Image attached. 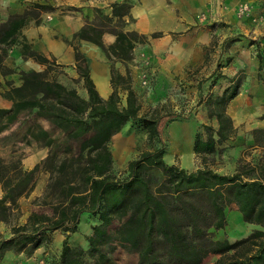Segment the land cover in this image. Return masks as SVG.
Returning a JSON list of instances; mask_svg holds the SVG:
<instances>
[{
	"label": "trees",
	"instance_id": "1",
	"mask_svg": "<svg viewBox=\"0 0 264 264\" xmlns=\"http://www.w3.org/2000/svg\"><path fill=\"white\" fill-rule=\"evenodd\" d=\"M131 6V0L113 2L111 13L101 14L99 23L86 21L71 39L92 42L106 54L112 86L108 97L100 94L88 58L77 44L65 39L74 48V68L87 96L50 77L54 61L33 49L23 34L31 21L40 22L42 11H53V5L35 2L0 23L3 74L11 69L3 64L8 50L18 44L23 57L45 65L43 70H22L18 84L7 80L8 88L2 95L12 105L0 107V133L27 110L36 117L27 136L44 146L55 140L37 121L39 117L53 122L69 139L80 140L78 152L60 159L56 154L48 155L32 168L0 156V221L10 227V236H0V263L6 264L10 253L32 254L52 233L61 230L64 238L59 254L48 264H120L115 259L119 247L135 253L139 264H204L211 254L218 255L213 264H264V127L251 132L250 145L259 148L260 154L251 160L241 158L232 173L208 166L189 170L168 163L160 130L163 115L156 108L141 112L130 70L124 74L115 66L116 62L133 59L136 44L164 35L163 31L145 34L126 30V25L134 21ZM115 19L120 24L111 26ZM106 32L116 36L110 44L103 40ZM239 40L231 38L228 47ZM260 43L251 42L257 48L259 78L264 80V49ZM208 59L206 54L205 61ZM244 78H231L221 92L209 97L210 116L216 118L218 126L203 124L205 135L196 136L195 153H215L219 145L236 136L237 127L227 107L239 94ZM204 79L199 81V88ZM121 91H126L124 103ZM128 123L145 129L153 146L116 173L111 141ZM71 151L69 146L67 153ZM42 167L53 176L43 196L36 197L33 204L50 205L53 212L34 209L24 223L16 222L21 213L20 199L33 190ZM232 212H239L241 222L255 225L247 236L233 241L224 235L233 226L229 220ZM84 222L90 224L84 236L86 245H74L73 235L79 233Z\"/></svg>",
	"mask_w": 264,
	"mask_h": 264
},
{
	"label": "rangeland",
	"instance_id": "2",
	"mask_svg": "<svg viewBox=\"0 0 264 264\" xmlns=\"http://www.w3.org/2000/svg\"><path fill=\"white\" fill-rule=\"evenodd\" d=\"M163 2L167 3H164V5L169 6L173 11V0ZM197 3L187 5L185 2H181L179 7H176V13H178L181 21L176 24L179 28L175 31L176 36L167 33L166 37L159 39L158 43H151V38L145 43H138L134 48L133 59L127 63L116 62L115 66L124 74L127 69L130 70L131 86L142 104L141 112L147 113L156 108L163 115L160 130L166 143L167 153L165 159L168 163H176L189 170L208 166L221 173H232L238 168L241 158L251 160L254 156H258L260 154L259 148L242 142L241 137L237 138L235 136L233 139L219 145L215 153L200 155L193 150V137L198 134L205 135L203 124L215 128L218 126L216 118L210 116L209 97L221 92L231 78L238 75L245 76L243 72L237 70L235 64L238 61L235 59V57H238L237 54L247 49L251 42L261 41L260 46L264 48V41H262L264 35V0H198ZM245 3L249 5V10L245 14H240L239 8ZM82 6L84 8H74L81 10L84 24L88 20L99 23L101 14H107L104 5H102L103 7H97L95 4L90 3ZM89 7H92L93 10L91 16L88 13L85 14V12H88ZM69 8L71 9V6L63 7L61 10L65 11ZM43 12L46 13L47 11L40 13V21L42 19L47 20L44 15H41ZM119 24L118 19H115L111 26H118ZM163 26L173 32V22ZM154 27L155 24H151L148 30ZM118 28H121V26ZM180 32L182 34H179ZM57 37H60V34H57ZM231 38H240L239 41L242 42L238 43L239 45L236 44V51H233V45L228 47ZM71 41L78 45L80 51L82 50L78 39ZM176 45L181 50H185V47L192 48V51H189L192 60L181 71L173 73V49ZM206 54H209V59L204 61ZM48 56L54 61L49 76L70 87H75L81 95L87 96L83 80L79 77L76 69L71 67L70 64L62 62L52 53ZM92 58L88 60L92 71L91 76L99 92L104 94L106 88H109L107 87L108 81L105 74L99 70L101 62L97 60L96 55ZM7 63L6 66L11 68V71H16L17 76H20L21 71L24 69L17 65L15 67L16 63L14 61L9 62L8 60ZM234 70H236V73H234ZM149 75L151 76L149 82L144 84L143 79ZM203 79L204 82L199 88V81ZM3 89H5V86H3ZM121 97L124 103L126 91H121ZM175 118H181L182 121H174ZM35 120L36 117L31 111L26 110L21 114L15 125L19 131H17V135H12L13 140L9 142L10 146L7 147L9 155L4 157L7 162L19 160L25 166L24 158L28 159V164H32L38 159H40L39 162L43 161L42 156L46 158L48 155L56 154L57 159H60L79 151L80 140L69 139L61 128L47 119L44 123L55 140L52 145L44 146L34 138L27 136L29 126ZM251 123L248 117L244 118L243 122L242 120L239 122L238 128L242 131L244 139H247L251 132ZM185 126L187 127L185 128ZM180 137L188 140V146H181L179 143ZM2 145L0 144V151L3 148ZM69 146H72V151L67 153ZM152 146L148 142L145 129L131 123L126 124L120 132L113 136L111 141L114 172H122L131 159L136 158L142 151L151 149ZM10 151L16 155L15 158L11 157ZM52 176L51 172L44 167L38 171L33 190L20 199L21 213L15 220L16 222L24 223L30 211L34 209L49 213L53 212L50 205L33 204L36 197L41 198L43 196ZM231 209L235 210L236 206L232 205ZM233 216L236 219V224L240 223L238 222V219L240 220L239 212L237 214L232 212L230 218ZM241 225L237 229H233V226L227 228L224 234L225 237L233 241L247 236L255 228L253 224L243 223ZM89 227L88 222L82 223L79 233L73 235L72 244L86 245L84 236L89 231ZM1 230L3 231L1 232ZM1 230L0 236H10V227L5 222ZM63 238L64 233L58 230L52 233L50 239L30 255L26 252L10 253L7 256L6 264H48L49 260L55 259L59 254ZM115 259L120 264H139L137 255L122 247H119L115 253ZM207 262H209V259L205 264H208Z\"/></svg>",
	"mask_w": 264,
	"mask_h": 264
},
{
	"label": "crops",
	"instance_id": "3",
	"mask_svg": "<svg viewBox=\"0 0 264 264\" xmlns=\"http://www.w3.org/2000/svg\"><path fill=\"white\" fill-rule=\"evenodd\" d=\"M115 1L121 0H0V23L7 20L11 14L22 13L35 2L53 5L55 7L53 11H47L46 13L43 12V14H41L42 16L44 15L47 20L42 19L39 23H36L34 20L31 21L30 24L24 29L23 34L31 43L33 49L41 52L47 57H49L48 55L52 53L53 56L58 57L62 62L70 64L71 67H74V48L69 42L67 43L65 39H72L74 34L84 24L82 22L81 10L75 9L74 7L80 8L83 7V4L88 5L90 3L95 4L97 7H103L102 5H104L106 7L107 13H111V4ZM163 1L165 0H131L132 6L130 13L133 16L134 21L128 23L125 29H135L145 34H151L154 31H163L164 35L151 38V43H158L159 39L166 37L167 33H171L176 36L177 34H175V31L176 29H179L177 28L176 24H178L180 21V17H178V13H176V7H179L181 2H185L187 5H195L198 0H173V11L169 6H165V2ZM67 6H71V9L69 8L65 11L61 10V8H65ZM87 13L90 16L93 14L92 7L88 8V12H85V14ZM159 21L162 22L159 23ZM169 22H173V32H171V29L163 26ZM151 24H155V27L151 30H148ZM57 34H60V37H57ZM179 34H182V32ZM115 37L116 36L113 33L106 32L103 35V40L106 44H110L115 40ZM240 42L241 41H237L235 44H233V51H236V47ZM78 43L81 45V52L87 56L88 60L93 59L92 57L96 55L97 60L101 62V68L99 70L105 74L108 81L107 87L109 88H106V93L100 94L103 97H108L112 92V86L110 83V65L106 54L98 45L87 40L81 39L78 40ZM177 47L178 46L176 45V47L173 49V73L181 71L184 66L192 60L190 57L191 53H189V51H192V48L185 47V50H181L179 47ZM237 55L238 57H235V59L238 60L235 63L237 65V70L243 72L245 74V78L241 84L239 94L229 103L227 112L232 116L234 124L237 127L236 137H241L242 142L252 144V130L256 127H264V80L259 78V58L257 56V48L254 44H250L247 49ZM8 60L9 62L14 61L16 63L14 65L15 67L21 66L24 70L45 69L44 64L35 61L33 58L23 57L20 46L18 45H14L11 47V49H9V53L7 57H5L3 64L8 65ZM234 71V73H236V70ZM7 80H13L14 83L18 84L20 77L17 76V73L14 70L11 71L10 69L9 73L3 74L0 69V107L6 108L11 107L12 105L11 100L5 98L2 95V92L8 88L6 83ZM3 86H5V89H3ZM259 115L261 116L258 118ZM19 116L21 117V114ZM247 117L252 122L250 126L251 132L249 133L247 139H244V136H242V131L238 127L239 122H241V120L243 122L244 118ZM18 120L19 119L12 122L4 131L0 133V144H3V148L0 151V156L3 158L9 155L7 147L10 146L9 142L13 140L12 135H17V131H19V129L15 126ZM37 121L40 122L45 128L47 127L44 123L46 119L39 117ZM186 127L187 126H185V128ZM195 138L196 137H193V146ZM15 156L16 155L11 152V157L15 158ZM43 158L45 157L42 156L41 159ZM27 160L28 159L26 158L23 159L26 168H32L40 161V159H38L32 164H28ZM2 193L3 192L0 183V196ZM241 223L243 224V222L240 221V224ZM3 227L4 222L0 221V230ZM2 231L3 230H1V232ZM217 258V254H211L205 258L204 264L206 261H208V259L209 262L207 263L213 264Z\"/></svg>",
	"mask_w": 264,
	"mask_h": 264
},
{
	"label": "bare ground",
	"instance_id": "4",
	"mask_svg": "<svg viewBox=\"0 0 264 264\" xmlns=\"http://www.w3.org/2000/svg\"><path fill=\"white\" fill-rule=\"evenodd\" d=\"M184 134V133H183ZM182 136V135H181ZM178 140V139H177ZM179 143L181 144V146H188V140H186V139H182L181 137L179 138ZM179 146V145H178ZM182 147V148H183ZM236 219H234V216L233 217H231L230 218V223L231 224H233V229H237L238 228V226H240L241 224L240 223H238V224H236V221H235ZM238 222H240V220L238 219ZM242 226V225H241ZM247 227V226H246ZM242 233V232H241ZM240 235V234H239Z\"/></svg>",
	"mask_w": 264,
	"mask_h": 264
},
{
	"label": "built area",
	"instance_id": "5",
	"mask_svg": "<svg viewBox=\"0 0 264 264\" xmlns=\"http://www.w3.org/2000/svg\"><path fill=\"white\" fill-rule=\"evenodd\" d=\"M249 10V5L247 4V3H245V4H243L242 6H240V8H239V13L240 14H245L246 13V11H248ZM149 77H151L150 75L149 76H146V78L145 79H143V83L144 84H147L148 82H149Z\"/></svg>",
	"mask_w": 264,
	"mask_h": 264
}]
</instances>
